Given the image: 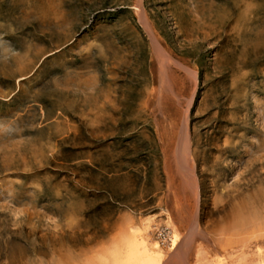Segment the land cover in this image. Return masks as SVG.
<instances>
[{
	"label": "rangeland",
	"instance_id": "374dc122",
	"mask_svg": "<svg viewBox=\"0 0 264 264\" xmlns=\"http://www.w3.org/2000/svg\"><path fill=\"white\" fill-rule=\"evenodd\" d=\"M142 9L150 31L140 0H0V264H107L136 231L168 260L163 229L194 210L177 139L195 91L209 238L188 262L264 260V235L230 225L241 204L264 220V0Z\"/></svg>",
	"mask_w": 264,
	"mask_h": 264
},
{
	"label": "bare ground",
	"instance_id": "6f19581e",
	"mask_svg": "<svg viewBox=\"0 0 264 264\" xmlns=\"http://www.w3.org/2000/svg\"><path fill=\"white\" fill-rule=\"evenodd\" d=\"M140 12H141V21L146 26V28L149 30V26L147 25L145 18H144V15H143L142 0H140ZM152 41H153L155 50L157 51V53L159 54V56L161 58H167V57L171 58L169 53L159 44V42L153 36H152ZM176 62L182 68H184V66H183L184 64H182L178 61H176ZM197 76H198V72L197 71L193 72V78L195 80L197 79L196 83L198 81ZM155 92H157V90ZM195 92L193 93L191 99L188 101L187 107L183 112L182 119H181V126L179 129L178 139H177L178 169H179V172L181 174L182 179L184 180L186 185L189 187V191H190L191 197L193 199V203H194V210L190 216L189 227L187 229L186 234H184L182 236H180L178 234H173L170 236L171 238L169 237L170 239L168 240V243L170 245V249L173 250V252L170 255L169 259H168V257L166 258L168 260H164L165 258H163L164 255H163V252L161 251V249L157 248V246H154L153 243L149 240L152 243L151 244L152 246H150L148 244V240L142 235L143 233L141 234L137 231L130 233L126 237H123V239H122V242H121L122 243V247H121L122 251H120L121 248H118L119 250L116 248L117 250L112 252L111 258L108 259L107 264H189V262H188L189 253H190V250H191L192 245L195 242L196 238L198 236L204 237L206 239L209 238V235H208L209 232H206V230L202 227V225L200 223V219H199L200 208H202L201 207L202 191H201L200 179L197 176V172H196L195 161H194V158L192 157V154H191L189 117H190L191 108L193 107V103L195 101V96H196ZM150 100L151 99H149V101H147V102H150ZM260 194H262V193H260ZM246 209H247V207L244 204L243 205L241 204L240 207H237L233 210L232 215H231L232 216L231 217L232 221L230 224L231 227L234 228L235 230L240 229L241 232H242V230H244L243 233L250 235V236H248V238L251 236L254 237L256 234L255 235H252V234H254L255 229H257L258 230L257 233L260 232L261 236L263 237V235H264V220H262L263 216H261L262 217L261 218L257 214H250V213L247 215ZM257 213H259V212H257ZM226 226H228V225H225V227ZM231 227H230V229H231ZM233 232L236 233L237 231L233 230ZM233 232H232V234H233ZM235 233L233 235L231 233L230 234L232 236H234ZM243 233H241V235ZM239 234H240V232L238 233V235ZM241 235H240V237H241ZM123 236H125V235H123ZM238 237L239 236H237L236 238H238ZM230 238L232 240L231 236H230ZM244 238L246 240V237H244ZM249 239H251V238H249ZM229 241H230V239H229ZM233 241H235V239ZM235 242L237 243V241H235ZM235 242H233V243H235ZM105 257H110V256L107 255ZM258 264H264V260L259 261Z\"/></svg>",
	"mask_w": 264,
	"mask_h": 264
},
{
	"label": "built area",
	"instance_id": "2783aa9c",
	"mask_svg": "<svg viewBox=\"0 0 264 264\" xmlns=\"http://www.w3.org/2000/svg\"><path fill=\"white\" fill-rule=\"evenodd\" d=\"M163 234V243L164 244H168V240L170 239L169 238V234H170V232H168L166 229H163V232H162Z\"/></svg>",
	"mask_w": 264,
	"mask_h": 264
}]
</instances>
